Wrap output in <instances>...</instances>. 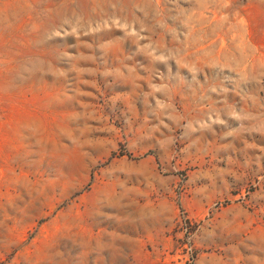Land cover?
Returning <instances> with one entry per match:
<instances>
[{
    "label": "rangeland",
    "instance_id": "rangeland-1",
    "mask_svg": "<svg viewBox=\"0 0 264 264\" xmlns=\"http://www.w3.org/2000/svg\"><path fill=\"white\" fill-rule=\"evenodd\" d=\"M0 264H264V0H0Z\"/></svg>",
    "mask_w": 264,
    "mask_h": 264
}]
</instances>
